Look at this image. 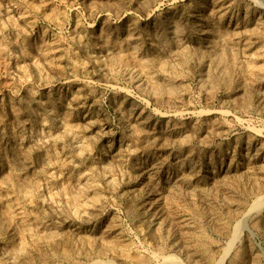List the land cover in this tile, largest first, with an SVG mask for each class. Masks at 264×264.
<instances>
[{
  "label": "rangeland",
  "instance_id": "obj_1",
  "mask_svg": "<svg viewBox=\"0 0 264 264\" xmlns=\"http://www.w3.org/2000/svg\"><path fill=\"white\" fill-rule=\"evenodd\" d=\"M0 264H264V0H0Z\"/></svg>",
  "mask_w": 264,
  "mask_h": 264
}]
</instances>
